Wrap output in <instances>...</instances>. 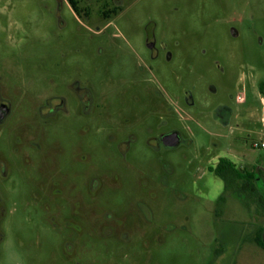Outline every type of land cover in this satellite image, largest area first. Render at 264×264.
Returning <instances> with one entry per match:
<instances>
[{
  "label": "rangeland",
  "instance_id": "374dc122",
  "mask_svg": "<svg viewBox=\"0 0 264 264\" xmlns=\"http://www.w3.org/2000/svg\"><path fill=\"white\" fill-rule=\"evenodd\" d=\"M78 1L0 0V264H264V0Z\"/></svg>",
  "mask_w": 264,
  "mask_h": 264
},
{
  "label": "trees",
  "instance_id": "16d2710c",
  "mask_svg": "<svg viewBox=\"0 0 264 264\" xmlns=\"http://www.w3.org/2000/svg\"><path fill=\"white\" fill-rule=\"evenodd\" d=\"M68 1L77 14H81L82 10L79 6V1ZM260 90L264 93V82H261ZM210 169L225 181V191L219 200L220 202L226 201L232 193L242 192L244 194L245 204L250 206L252 202L256 203L264 215V194L256 184V169L253 171H241L227 157H220L218 163L215 166H211ZM255 240L259 246L264 248V227H261L257 232Z\"/></svg>",
  "mask_w": 264,
  "mask_h": 264
},
{
  "label": "flooded vegetation",
  "instance_id": "af4514ba",
  "mask_svg": "<svg viewBox=\"0 0 264 264\" xmlns=\"http://www.w3.org/2000/svg\"><path fill=\"white\" fill-rule=\"evenodd\" d=\"M111 12L116 13V9L109 10V12L107 10H104V14H105L104 16H107V15L109 16L110 15L109 13H111ZM148 47H150L151 49H154V42L152 39L148 41ZM156 56H157V54L153 55V57H156ZM155 94H156L155 96H157L159 98L160 103H161L160 108L157 109V113L166 111L167 116L169 118H171V117L175 118L177 115L178 108H176L174 106L170 107L169 104H167L165 97H164L162 92L156 91ZM160 98H162V99H160ZM80 99H81V107L83 108L84 112L90 113L91 105H92V95H91L90 91L84 90L81 93ZM243 101L245 102L246 98ZM236 102L239 105L244 103V102H240L238 98L236 99ZM66 107H67L66 100L64 98H61L58 104H56V105L52 104L51 105V107L49 108V111L46 113V116L55 115L61 110H66ZM224 112L225 113H232L233 111L230 107L226 106L224 108ZM9 113H10V104L7 101L0 100V122H2L6 118V116H8ZM161 117H163V116H161ZM166 123H168V121H166ZM150 131H152V130H150ZM175 131H177V128H171V129L167 130L166 132L161 133L159 135V138L157 139V146L162 144V145L167 146L168 148L176 147V146L167 145L168 143H166V142H169V141H166V139H165L166 134H169V133H172ZM130 138H131V141L136 140V136L134 134L130 135ZM1 168H2V174H4V175L7 174V165L4 161L1 162Z\"/></svg>",
  "mask_w": 264,
  "mask_h": 264
},
{
  "label": "water",
  "instance_id": "95a60500",
  "mask_svg": "<svg viewBox=\"0 0 264 264\" xmlns=\"http://www.w3.org/2000/svg\"><path fill=\"white\" fill-rule=\"evenodd\" d=\"M165 139L166 141H169V142H166L168 143L167 145L177 146L181 141V136L179 132L175 131V132L166 134Z\"/></svg>",
  "mask_w": 264,
  "mask_h": 264
},
{
  "label": "built area",
  "instance_id": "2783aa9c",
  "mask_svg": "<svg viewBox=\"0 0 264 264\" xmlns=\"http://www.w3.org/2000/svg\"><path fill=\"white\" fill-rule=\"evenodd\" d=\"M238 99H239V101L242 102L245 99V96L239 97ZM262 121L264 122V117L262 118ZM253 146L255 148H263L264 149V132H263L262 139L261 140L254 141Z\"/></svg>",
  "mask_w": 264,
  "mask_h": 264
}]
</instances>
